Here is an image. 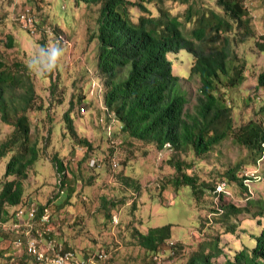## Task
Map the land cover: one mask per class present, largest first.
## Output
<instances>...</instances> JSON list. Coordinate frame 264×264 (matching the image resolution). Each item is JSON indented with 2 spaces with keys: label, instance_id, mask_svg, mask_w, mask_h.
<instances>
[{
  "label": "rangeland",
  "instance_id": "obj_1",
  "mask_svg": "<svg viewBox=\"0 0 264 264\" xmlns=\"http://www.w3.org/2000/svg\"><path fill=\"white\" fill-rule=\"evenodd\" d=\"M204 1L215 7L212 0ZM245 5L253 37L232 46L238 62L245 65V80L235 88L221 90L232 109L235 132L250 121L264 120V112L260 111L264 87L258 85L264 72V53L255 45L264 37V0H245ZM165 6L185 22L189 4L167 2ZM148 7L154 12L157 8L155 4ZM99 9L100 5L80 0H0V58L8 69H26L33 85L26 115L31 127L30 145L39 156L23 182L25 197L37 201L44 213L54 217L56 239L88 264H93L91 260L101 253L110 256L109 264H186L197 252L215 254V243L221 255L212 262L222 264L243 247H254V238L264 228V216L257 217L258 208L252 206L264 202V153L261 156L240 145L233 134L201 157L193 152L177 154L169 145L160 150L153 142L131 138L115 118L114 110L105 106V78L99 67ZM130 12L135 20L141 15L135 6ZM25 13L35 18L34 28L18 20ZM193 22L186 23L188 31L194 27ZM60 33L68 44L55 41ZM53 46L60 54L54 67L45 70ZM169 59L187 98L186 110L194 113L200 88L197 79L188 78L194 60L185 51ZM30 62L35 63L33 68H29ZM14 93L18 100L26 89L18 87ZM66 115L76 135L91 142V149L78 144ZM14 122L13 117L4 122L0 114V145L13 136ZM172 157L182 163L184 173L197 176L201 184L209 183L210 189L201 188L199 196L188 186L175 189L171 180L178 172L170 164ZM55 159L67 163L69 174L64 182L69 188L64 183L58 185ZM92 160L96 165L90 167ZM8 162L9 156L0 162V191L2 182L11 179L4 178ZM237 167L238 180L229 182L225 178L226 189L223 184L219 186L224 182V173ZM7 208L14 214L19 207ZM166 226L171 228L169 243H178L177 259L166 260L174 250L160 249L154 261V254L133 237L134 231L147 234ZM8 233L13 237L8 240V251L13 250L10 263L22 264L25 254L13 249L16 238ZM179 244L182 246L178 248ZM26 264L32 263L28 259Z\"/></svg>",
  "mask_w": 264,
  "mask_h": 264
},
{
  "label": "trees",
  "instance_id": "obj_2",
  "mask_svg": "<svg viewBox=\"0 0 264 264\" xmlns=\"http://www.w3.org/2000/svg\"><path fill=\"white\" fill-rule=\"evenodd\" d=\"M80 1L100 5L97 17L99 67L105 78V106L114 110L115 118L131 138L153 142L160 150L169 145L170 150L177 154L193 152L201 157L233 134L240 145L263 155L264 120L250 121L235 132L232 109L221 92L222 88H235L245 80V65L238 62V56L232 49L234 44L243 43L248 36L253 37L245 0H212L215 7L204 0L198 6L196 2L199 0ZM167 2L189 4L185 22L165 6ZM149 4L157 6L155 12L150 10ZM134 6L141 11L136 20L130 12ZM192 20L194 27L188 31L186 23ZM232 32L233 39L230 37ZM255 45L264 53V37L262 42ZM180 51H185L194 60L188 78L197 79L200 83L194 113L186 110L187 98L181 92L179 78L173 74V62L169 59L170 55ZM6 67L0 58V114L4 122L15 118L13 136L0 145V162L9 156L4 178H11L2 182L0 223L9 224L14 220V214L9 213L7 206L16 208L30 201L25 197L23 182L28 178V171L37 161L39 152L30 145L31 127L26 115L33 93L30 75L26 69L24 72ZM258 85L264 87V72L258 78ZM18 87L26 89V93L17 100L14 92ZM260 111L264 112V105ZM66 120L78 144L91 149V142L79 138L72 130L68 115ZM54 162L61 168L59 159ZM170 164L178 172L171 180L175 189L188 186L197 196L201 194V188L210 189L209 183L201 184L197 176L184 173L182 163L176 161L175 157H172ZM238 169L225 172L221 179L223 183H226L225 178L229 182L237 181L235 174ZM241 185L247 191V185L242 181ZM252 206L258 208L257 217L264 216L263 201ZM227 207L236 213L241 212L232 205ZM222 210L224 212V208ZM43 211L44 208L40 206V214ZM228 212L226 210L225 214ZM0 236L3 240L0 243V264H11L13 250L8 251V240L12 241L13 237L9 233L4 234L1 225ZM50 237L56 238L53 233ZM133 237L153 255L163 250V243L171 238V228L158 227L147 234L134 231ZM254 240V247H243L235 252L232 259L227 258L222 264H264V228ZM176 252L179 250L166 260L175 261ZM214 252H197L186 264H220L212 262L214 257L221 255L217 243ZM109 257L106 261L108 264ZM28 259L30 257L24 256L21 263L26 264Z\"/></svg>",
  "mask_w": 264,
  "mask_h": 264
},
{
  "label": "built area",
  "instance_id": "obj_3",
  "mask_svg": "<svg viewBox=\"0 0 264 264\" xmlns=\"http://www.w3.org/2000/svg\"><path fill=\"white\" fill-rule=\"evenodd\" d=\"M18 20L22 22L23 25H27L28 28H34L35 18H33L30 13L21 15ZM48 32H50V30H48ZM55 41L57 43L61 42L62 44H68L69 42L61 33L55 36ZM262 146L264 147V144H262ZM80 151H83V149H80ZM95 165V160H92L90 167ZM52 221H54V217L50 213L45 212L40 214L39 203L35 200H30L23 206H19L14 212V220L12 223H0V225L2 226L3 232L13 233L16 238L13 241V249L23 251L25 254L24 256L30 257L29 263L88 264L86 263V259L80 260L74 250L67 249L63 242L58 241L54 237H50L52 233L57 236L54 232V224H52ZM115 222L117 223L118 220L115 219ZM43 242L45 243V247L43 246ZM173 245L174 243L172 242L167 244L169 249H171ZM107 259V253H101L93 258L91 262H93V264L96 262L105 264ZM157 259L158 257L154 255L153 260L155 261Z\"/></svg>",
  "mask_w": 264,
  "mask_h": 264
},
{
  "label": "clouds",
  "instance_id": "obj_4",
  "mask_svg": "<svg viewBox=\"0 0 264 264\" xmlns=\"http://www.w3.org/2000/svg\"><path fill=\"white\" fill-rule=\"evenodd\" d=\"M41 52H43V50H41ZM59 54H60V50L58 48H56L55 46H53L51 49H49L48 55L46 57V59H47V65L45 67V70H51L54 67L55 62H56V59L59 56ZM41 58L44 59L43 56ZM34 65H35V63L30 62L29 63V68H33ZM59 161H60L61 168H58L57 167V164L55 165V167H56V171H57V174L59 176V179H60L58 181V185L61 187L62 183H65L66 182V181L64 182V178H66L68 176L69 172L67 170V163L64 162V161H62V160H60V159H59ZM223 189H226V183H223ZM222 192H224V190ZM222 192H220V193H222ZM222 194H224V193H222ZM222 209H223V207H222ZM215 213H219V212L215 211ZM169 241H171V239H169V240L166 241V244L164 245L163 251H166L165 249H167V250H174V252H175V249L177 248V244L178 243H176V246H175V243H174V245L171 247V249H169L168 248L169 246H167V244L169 243ZM173 253H171V254H173Z\"/></svg>",
  "mask_w": 264,
  "mask_h": 264
},
{
  "label": "crops",
  "instance_id": "obj_5",
  "mask_svg": "<svg viewBox=\"0 0 264 264\" xmlns=\"http://www.w3.org/2000/svg\"><path fill=\"white\" fill-rule=\"evenodd\" d=\"M69 172V171H68ZM60 180V179H59ZM58 180V181H59ZM64 185L67 187L68 185H69V183L68 182H65L64 183ZM67 188H69V187H67ZM71 189V188H70ZM68 190V189H67ZM57 202H58V200H57ZM54 229V232L56 233V230H55V228H53ZM57 234V233H56ZM45 245V243L43 242V246ZM45 247V246H44ZM70 250V249H69ZM73 250V249H72Z\"/></svg>",
  "mask_w": 264,
  "mask_h": 264
},
{
  "label": "bare ground",
  "instance_id": "obj_6",
  "mask_svg": "<svg viewBox=\"0 0 264 264\" xmlns=\"http://www.w3.org/2000/svg\"><path fill=\"white\" fill-rule=\"evenodd\" d=\"M69 249H71V248H69ZM95 264H98V263H95Z\"/></svg>",
  "mask_w": 264,
  "mask_h": 264
}]
</instances>
